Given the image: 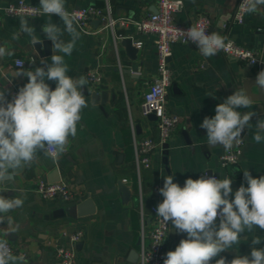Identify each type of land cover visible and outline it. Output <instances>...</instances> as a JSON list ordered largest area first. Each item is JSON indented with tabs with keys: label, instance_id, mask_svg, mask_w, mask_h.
<instances>
[{
	"label": "crops",
	"instance_id": "0c3cea01",
	"mask_svg": "<svg viewBox=\"0 0 264 264\" xmlns=\"http://www.w3.org/2000/svg\"><path fill=\"white\" fill-rule=\"evenodd\" d=\"M16 1L0 0V8ZM26 1L39 5V0ZM239 1L183 0L175 20L193 25L198 16L207 15L212 32L257 49L263 62L251 65L221 51L205 58L192 43H174L168 59L171 82L167 107L178 114L180 121L167 142V152L164 147L156 148L151 166L138 169L135 138L151 137L158 141L160 136L156 119L141 112L143 94L158 75L155 35L138 32L134 22L154 10L156 0H66L67 8L90 5L109 8L113 17L127 21V25L116 27L114 32L106 28L94 34L83 32L77 25L81 38L72 54L64 57L69 75L88 80V72L93 71L100 80H88L84 88L88 107L82 110L76 137H69L59 159L54 162L38 152L30 165L16 170L10 180L0 184V194L6 198L24 199L22 208L7 214L14 218V223H0V239H7L15 247L14 255L25 253L27 264H62L56 248L66 245L75 249L74 264H137L143 220L145 230H150L151 206L163 201L154 185L163 186L165 176L173 175L174 182L183 187L187 178L198 179L208 171L218 179L230 177L233 192L241 184L247 186L243 170L248 169L254 178L264 176V140L259 144L254 140L255 124L264 118V89L260 92L259 87L251 84L252 106L239 109L241 113L254 111L256 115L250 121L252 126L242 133L244 146L238 164L224 166L220 159L224 148H209L206 130L200 127L204 117L215 115L217 104L244 88L245 80L256 78L264 70V6L256 13L245 14L244 22L237 24L233 16ZM20 18L0 17V46L11 52L0 57V91H4L7 99L13 88L19 89L28 82L25 76L16 77L17 71L43 66L41 60L50 64L54 54L52 42L42 32L48 17H27L42 41L36 45L26 34L12 39L19 29ZM51 19L63 27L58 16ZM93 26L99 29L100 21L93 22ZM125 37H132L134 44L142 42L137 47L136 59L121 44ZM62 39L67 42L70 36L65 33ZM16 59L24 60L25 65L16 66ZM46 83L54 90L55 82L46 80ZM94 93L98 96L96 100ZM57 178L73 187L77 193L75 201L44 199L36 191L40 179ZM122 186L131 192L127 199L123 197ZM88 198L93 201L94 211L79 214V203ZM87 208L85 204L82 210ZM17 226L18 230L13 232ZM6 232L10 234L5 236ZM77 232L82 233V238L73 243L70 236ZM254 236L262 239L255 247L264 248V231L255 228L251 233H243L239 244L221 255L228 261L237 255H249ZM184 238L186 234H177L170 223L167 251H174Z\"/></svg>",
	"mask_w": 264,
	"mask_h": 264
},
{
	"label": "clouds",
	"instance_id": "9594fccd",
	"mask_svg": "<svg viewBox=\"0 0 264 264\" xmlns=\"http://www.w3.org/2000/svg\"><path fill=\"white\" fill-rule=\"evenodd\" d=\"M65 4L66 0H39V7H35L36 16L48 17L42 32L53 45L51 63L41 60L43 66L17 71L16 77L25 76L28 82L10 101L0 91V184L10 180L16 170L30 165L38 152L57 161L69 137H76L82 110L88 107L84 95L88 80L84 76H70L64 59L72 54L81 38L77 16ZM261 6L264 0H242L246 14L256 13ZM53 15L60 18L63 27L52 21ZM177 32L186 42L195 44L205 58L231 46L226 36L209 33L202 24ZM65 33L70 36L67 42L62 39ZM21 34L30 37L34 45L42 43L27 17L20 18L12 39H19ZM5 55L11 52L0 46V57ZM46 80L55 82L54 90ZM254 84L264 89V70L257 74ZM252 102L246 89L240 88L216 105L214 116L204 117L200 127L206 130L209 148L219 146L228 151L243 142L242 133L252 126L250 121L256 113H241L239 109H249ZM255 128L254 140L259 144L264 140V118L257 120ZM203 173L198 179L187 178L183 187L174 182L173 175L164 177L159 189L163 201L157 205L156 215L165 225L170 222L177 234H186V238L180 240L174 251L166 253L163 264H264V248L255 247L262 242L258 236L251 240L249 255H237L231 261L221 255L238 245L243 233H251L255 228L264 231V176L254 178L248 169L243 170L247 186L241 184L233 192L230 177L217 179L208 171ZM23 204L21 197L6 198L0 194V223L13 224L14 218L7 214ZM17 230L18 226L12 229ZM9 234L6 232L5 236ZM0 264H27V260L24 255L12 253L7 239H0Z\"/></svg>",
	"mask_w": 264,
	"mask_h": 264
},
{
	"label": "built area",
	"instance_id": "2783aa9c",
	"mask_svg": "<svg viewBox=\"0 0 264 264\" xmlns=\"http://www.w3.org/2000/svg\"><path fill=\"white\" fill-rule=\"evenodd\" d=\"M35 7L37 4H32L26 0H17L10 2L0 8V17L7 16H21V17H37L35 15ZM183 7V0H156L157 11H151L146 16L134 22L135 28L140 33H148L155 35V45L157 52L158 75L149 83L148 88L143 94V102L141 105V112L143 116L154 114L157 118V128L159 132V140L155 141L151 137H143L141 139L135 138V163L137 168L150 167L152 163L151 155L156 148H162L168 142L175 128L177 127L180 118L178 114L172 112L167 107V93L171 82V74L168 67V59L172 54V45L176 42L188 43L185 41L177 29H187L196 24H202L209 33H212L211 21L207 15H200L197 17L193 25H182L175 20V13ZM70 13H75L78 19V26L83 32L94 34L106 28L113 32L118 26H126L127 21L119 20L111 14L109 8L103 9L97 5H90L80 8H67ZM245 12L242 8V0L239 1L235 10L233 21L237 24L244 22ZM99 19L100 28L94 27L93 22ZM230 47H226L221 52L225 55L245 61L248 64L255 65L263 62L261 60L259 51L252 47H244L228 38ZM191 43V42H189ZM193 44V43H192ZM137 47L142 46V42H136ZM195 45V44H194ZM255 61V62H253ZM16 66L23 67L24 60L16 59ZM88 80L95 82L100 80V76L93 71L88 72ZM19 89L13 88L9 93L8 100L18 92ZM243 142L234 146L231 150L222 152L220 159L224 166L235 165L239 163L240 157L243 153ZM218 179V176L215 175ZM127 180L125 179L124 182ZM163 187L160 184L154 185V191L159 193V189ZM36 191L44 199L59 198L65 202H73L76 199V191L67 182L57 181L50 182L40 179L37 183ZM157 204L151 206L152 225L150 230H145V221L143 220L142 233L140 238V251L137 264H163L166 256L167 238L170 230V222L168 225L162 223L160 218L156 215ZM82 238V233L77 232L70 236L71 242H77ZM9 243V242H8ZM12 253L15 254L17 250L9 243ZM22 255H26L23 253ZM56 255L59 262L62 264H74L75 249L71 246L61 245L56 248Z\"/></svg>",
	"mask_w": 264,
	"mask_h": 264
},
{
	"label": "water",
	"instance_id": "95a60500",
	"mask_svg": "<svg viewBox=\"0 0 264 264\" xmlns=\"http://www.w3.org/2000/svg\"><path fill=\"white\" fill-rule=\"evenodd\" d=\"M153 11L156 12V11H157V8H154ZM99 21H100L99 19H96L94 22H95V23H98ZM121 44L126 48L128 54H129V56H130L132 59H136L138 48H137V46L134 44V40H133V38H132V37H125V38H123V39L121 40ZM255 79H256V78L247 79V80H245L244 83H243L244 88L246 89V91L248 92V94H249L250 96H251V94H250V92H249V90H250V85L253 84V83H255ZM259 90H260V92H261V89H260V88H259ZM103 95H105V94L103 93ZM97 97H98L97 94L94 93V94H93V98L96 100ZM149 116H150V117H153L154 119L157 120V118H156V116H155L154 114H150ZM168 146H169V145H168L167 142L163 145V147L165 148V151H166V152H167V148H168ZM50 181H51V182H57V181H60V179L57 178V179H53V180H50ZM121 189H122V191H123V197H124L125 199L129 198L130 195H131V192H130V190L127 188V186H122ZM85 204L89 207V208H87L86 211L82 210V207H83ZM78 207H79V214H82V213H84V212L88 213V212H92V211H94V204H93V201H92L90 198H88L87 200H84L83 202H80L79 205H78ZM138 257H139V254H138Z\"/></svg>",
	"mask_w": 264,
	"mask_h": 264
}]
</instances>
